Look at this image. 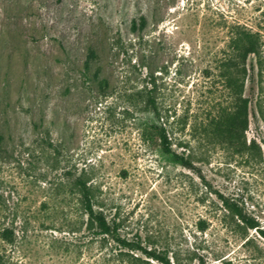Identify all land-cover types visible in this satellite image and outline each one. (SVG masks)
<instances>
[{"label": "rangeland", "instance_id": "374dc122", "mask_svg": "<svg viewBox=\"0 0 264 264\" xmlns=\"http://www.w3.org/2000/svg\"><path fill=\"white\" fill-rule=\"evenodd\" d=\"M116 236L171 264H264V0H0V264H158Z\"/></svg>", "mask_w": 264, "mask_h": 264}, {"label": "trees", "instance_id": "16d2710c", "mask_svg": "<svg viewBox=\"0 0 264 264\" xmlns=\"http://www.w3.org/2000/svg\"><path fill=\"white\" fill-rule=\"evenodd\" d=\"M140 20L138 23L136 21L132 22V29H139L138 31L142 32L145 27V18L146 14H141L139 16ZM234 41V50L236 53L237 59V68L242 69L245 74V60L248 55H258L259 54V44L256 39L255 34H251L249 32L242 31L240 32ZM95 55L92 50H89L87 59L84 60L82 67L79 70L80 76L90 82H94L99 87H101V82L99 81V70H94L91 65V60L94 59ZM229 69H232L233 66L229 65ZM97 81V82H96ZM229 86H236L237 88V96L240 101V105L237 107V112L232 113L228 118L232 122V128H235V131H240V133L244 132L247 127V110H246V99L242 98L243 92V83H236L231 77L227 79ZM143 113V126L144 129L153 132L161 139L163 149L167 152L170 151L168 146V140L165 135L164 129L158 123L159 113L155 103L153 101H149L147 104H144L142 108ZM182 159V158H179ZM79 190L82 195V201L84 210L89 217V222L98 229L101 234H115L117 233V224H109L101 213L94 212L92 204H91V196L89 193V189L86 187L84 183L79 182ZM251 227L254 228L255 225L251 224ZM115 239L119 241L124 247L131 251L139 252L143 254L146 258L151 259L158 264H171L168 253L164 250H156V249H148L143 247L138 242H128L127 240L120 239L119 236H116Z\"/></svg>", "mask_w": 264, "mask_h": 264}]
</instances>
